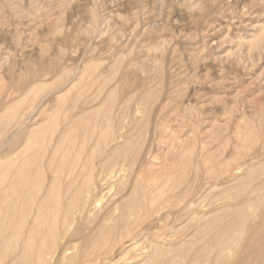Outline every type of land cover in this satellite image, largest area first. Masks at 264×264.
<instances>
[{
    "label": "rangeland",
    "instance_id": "obj_1",
    "mask_svg": "<svg viewBox=\"0 0 264 264\" xmlns=\"http://www.w3.org/2000/svg\"><path fill=\"white\" fill-rule=\"evenodd\" d=\"M22 166L56 179L66 226L46 264L189 262L233 243L226 258L264 264V243L244 252L264 216V0H0V176Z\"/></svg>",
    "mask_w": 264,
    "mask_h": 264
},
{
    "label": "bare ground",
    "instance_id": "obj_2",
    "mask_svg": "<svg viewBox=\"0 0 264 264\" xmlns=\"http://www.w3.org/2000/svg\"><path fill=\"white\" fill-rule=\"evenodd\" d=\"M81 122H82V120L80 118L73 119V118L69 117L67 127H65L66 129H64V130H66V132H68V134L69 133L71 134V131L74 132L73 130H71L73 128V126L77 128V126H79L81 124ZM20 123L22 124L23 122H20ZM76 128H75V130H76ZM62 132L57 137L58 147H59V145L63 146V144H65V141H67L66 137L68 136V134H66V132L65 133L64 132L62 133ZM41 134L42 133L40 132V130H38L29 138L27 137L28 142H29L28 144L30 145L32 143L31 141H33V140H34V142L35 141L40 142V140L43 139V138H41L40 140H38L39 135H41ZM53 136H54V133H53ZM44 137H46V136H44ZM51 139H54V138H51ZM7 140H5V141H7ZM48 141H50V140H48ZM85 142H86V140H85ZM69 145H71V144H69ZM25 147L26 146H24L23 148H25ZM24 154H25V152H24ZM52 155H53V153H52ZM20 156H21V154H20ZM35 156L36 155H34V157ZM39 156L41 157V156H45V155H42L40 153ZM56 156H57V154H56ZM60 156H62V155H60ZM55 158H57V157H55ZM50 159H53V158H50ZM23 162L25 163L26 161H23ZM31 162H32V160H31ZM32 163L37 164L38 162L33 161ZM112 163H113V161H112ZM107 164H109V163L107 162ZM39 165H41V164L39 163ZM44 166H45V164H44ZM37 170L33 171L29 167H23L22 166V167H20L19 170H16L12 176H9L8 171H4L3 174L0 176V236H1L0 244L3 246V251L1 252V256H0V260H1L0 264H4V260H5L6 255L9 253H13V252H17V255H18L17 257H21V255L23 256L24 254H26L28 252H32V254H31L32 256H27V257L31 258V260L33 261V264H46L45 257L48 253L47 252L48 248H52L55 246V240L59 236V229L61 227H63V225L66 226V224H63V221H62L61 225H60V223H58L60 220L58 221L57 217H58V211L60 210V208L56 205L52 206V204H51V207L49 206L51 203V200L53 199L54 184L56 182V179L53 178L51 181L52 184L50 183L51 185H49L47 188L46 187L43 188V186H42L43 174L41 173L42 174V176H41L40 172L39 171L37 172ZM39 177L42 180L41 185H40V183H38ZM9 180H11V182H9ZM34 206H35V208L33 210ZM50 210H52L54 212H51ZM67 215L69 216L70 214L67 213ZM67 215H65V217L63 218L64 221H66ZM39 216H41V218ZM235 216H236V214H235ZM218 217H221V216H218ZM238 217H240V216L238 215ZM217 218H216V220H217ZM235 220H237V219H235ZM235 220L232 219L231 221L229 220L227 222L223 221L224 223H222V222L217 223L215 225L216 229L214 231L216 233L214 235H212L211 239L209 237L210 241L207 239L208 241H206L205 243L208 242V245L211 246L215 242H221L222 239H224V237L226 238L227 232L230 230L232 231V228L235 227ZM243 220H244V218H243ZM243 220H242V222H244ZM221 221H222V219H221ZM258 224H260L259 229L253 230L252 235H250L251 239H249L248 244L245 245L246 248L244 250V252H247L249 250H253L252 251L253 253H251L252 256H255L254 253L256 251H258V250H255V252H254V248L258 245V243L259 242L264 243V216H261ZM128 225H129V222L126 221L124 226L128 227ZM233 231H235V228ZM116 232H117V227H115V226H111V227L103 230L99 234V238L101 240V243H106L110 239L114 238ZM231 234H233V233H231ZM233 236H235V235H233ZM239 238H241V237H239ZM237 240H235V241H237ZM251 240L254 241L256 244L253 245V242ZM238 242H240V241H238ZM221 243L223 244V242H221ZM232 245L237 246L236 243H233ZM232 245L231 246H226V244H224L222 246L220 245V248H218L217 253L215 252L216 254H214V252H213V254L216 256H209L210 255L209 253H208L209 254L208 256H206L207 254L205 256H202V255L201 256H192L191 260L189 259L190 260L189 262L188 261L186 262L185 258H187V257H185V256H183V257H181V256H150L142 264H243L244 263L243 261L245 260V259H243V255H244L243 253L241 254V256H239L240 254L239 255L237 254L238 256H230V257L226 258L227 257L226 255H228L229 252L232 253L231 252ZM96 247H97V245H96ZM214 247H215V244H214ZM233 249H235V248H233ZM203 252H204V249H203ZM63 256H65V254ZM75 257L77 258V256H75ZM86 257H88V256H86ZM93 257L96 259L98 256H93ZM76 258H74V256H73V259L76 260ZM222 258L223 259L225 258V260H222ZM15 260H16V258H12L13 262L11 264H14ZM262 263H263V261H262Z\"/></svg>",
    "mask_w": 264,
    "mask_h": 264
}]
</instances>
